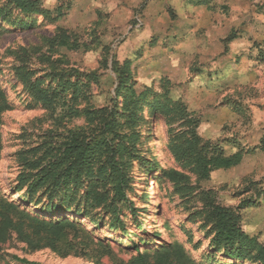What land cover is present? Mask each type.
<instances>
[{
  "label": "rangeland",
  "instance_id": "374dc122",
  "mask_svg": "<svg viewBox=\"0 0 264 264\" xmlns=\"http://www.w3.org/2000/svg\"><path fill=\"white\" fill-rule=\"evenodd\" d=\"M40 2L41 13L21 16L27 27L5 22L0 34V87L11 105L0 126V189L17 212L56 219L42 212L46 197L34 208L19 204L23 195L13 191L23 160L33 158L26 152L86 126L84 110L110 109L116 98L120 109L117 74L127 71L137 86L158 93L166 89L182 100L199 118L197 133L203 140L219 144L226 155L243 152L238 166L212 172L195 193L211 190L229 208L251 202L240 210L243 229L264 242V153L258 148L264 139V0ZM61 38L68 47L59 44ZM22 63L37 72L32 79L44 77V84L50 73H68L71 82L84 83L82 76L94 73L101 83L91 84L89 95L81 89L71 99L69 92L64 103L46 109L33 103L16 77L15 68ZM68 109L80 113L70 117ZM167 129L164 118L142 114L133 151L137 157L127 171L126 200L117 204L119 220H111L103 207L90 208L87 213L100 222L96 227L84 212L75 213L91 203L80 190L71 210L61 215L74 221L61 240L39 246L11 233L0 244V264H132L139 254L151 263L160 241L182 246L195 264H230L222 254L212 256L204 231L187 221L201 207L199 199L184 203L167 178L158 179L160 170L150 169L153 156L157 163L159 155L162 170L180 171L166 149ZM186 175L195 186L196 176Z\"/></svg>",
  "mask_w": 264,
  "mask_h": 264
},
{
  "label": "trees",
  "instance_id": "16d2710c",
  "mask_svg": "<svg viewBox=\"0 0 264 264\" xmlns=\"http://www.w3.org/2000/svg\"><path fill=\"white\" fill-rule=\"evenodd\" d=\"M38 13H41L40 0H0V34L3 23L27 27V23L20 20L21 16ZM59 44L64 47L69 45L65 38H61ZM125 64L128 67L129 64ZM126 72L117 74L116 97H123L120 109L116 98V105L110 109L84 110L86 126L68 130L59 142H44L26 152L32 153L33 158L23 160V170L17 184L12 186L13 191L23 195L18 200L19 204L33 205L34 208L40 206L46 197L48 203L43 204L42 212L56 219L47 221L38 215L17 212L15 203L9 202L5 197L7 194L0 189V244L15 233L25 243L53 246L64 237V228L74 222L63 219L61 215L71 210L70 203L80 190H83L85 202L90 200L91 203H87L84 210L77 208L75 213L84 212L85 218H89L96 227H100V222L87 213L90 208L103 207L111 220H119L117 204L126 200L128 167L137 157L133 152L134 143L140 137L136 126L147 111L153 119H165L168 126L166 149L180 171L162 170L161 165L155 162V156L150 169L160 170L158 179L167 178L184 203H189L191 198L199 199L201 207L190 212L187 221L197 224L199 231H204L212 256L222 254L231 261L230 264H264V242L244 231L240 215V210L249 207L251 202L229 208L221 205L216 193L211 190L195 193L200 182L207 181L212 172L238 166L243 160V152L226 155L219 144L203 140L197 133L199 118L188 110L182 100L172 98L166 89L158 93L151 87L137 86V82ZM36 73L23 63L15 68L16 77L25 85L33 103L46 109L64 103L69 92L72 93L71 99H75L81 89L89 95L90 85L101 83L100 77L94 73L82 76L86 83L78 79L71 82L73 75L68 73H50L46 76L48 84H44V77L32 79ZM10 109L11 105L0 87V126L3 113ZM68 111L70 117L80 113L73 109ZM258 148L264 153V139ZM186 174L196 176L195 186ZM25 184L27 189L23 191ZM120 229L123 230V227ZM138 229L142 227L138 226ZM154 247L153 262H148L146 255L139 254L132 264H195L182 246H164L161 242Z\"/></svg>",
  "mask_w": 264,
  "mask_h": 264
},
{
  "label": "bare ground",
  "instance_id": "6f19581e",
  "mask_svg": "<svg viewBox=\"0 0 264 264\" xmlns=\"http://www.w3.org/2000/svg\"><path fill=\"white\" fill-rule=\"evenodd\" d=\"M159 160H160V159H159V155H158V156H157V164H159ZM162 239H165V237L163 236ZM159 243H161V241H160Z\"/></svg>",
  "mask_w": 264,
  "mask_h": 264
}]
</instances>
